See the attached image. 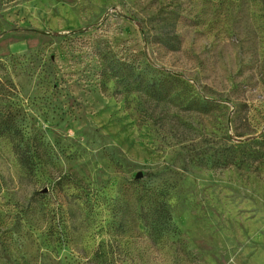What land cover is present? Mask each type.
I'll return each instance as SVG.
<instances>
[{
	"label": "rangeland",
	"instance_id": "obj_1",
	"mask_svg": "<svg viewBox=\"0 0 264 264\" xmlns=\"http://www.w3.org/2000/svg\"><path fill=\"white\" fill-rule=\"evenodd\" d=\"M262 133L264 0L0 2V264H264Z\"/></svg>",
	"mask_w": 264,
	"mask_h": 264
},
{
	"label": "trees",
	"instance_id": "obj_2",
	"mask_svg": "<svg viewBox=\"0 0 264 264\" xmlns=\"http://www.w3.org/2000/svg\"><path fill=\"white\" fill-rule=\"evenodd\" d=\"M1 1L2 0H0V2ZM212 105L213 103H211L210 101L203 100L200 106L208 111L209 108L212 107ZM252 143H255V145H251ZM232 148L233 146H231L228 151L226 152L223 151L221 153V160H224L223 162L225 164H232L233 162H235L234 156L237 157L238 162L240 157H245L247 159L251 157L254 161H261L264 163V133L260 134L259 137H254L248 140L246 139L245 142L238 141L235 145V148H238V151H240L238 153L237 150H233ZM236 154H238L239 156H237ZM20 161L24 165L28 163V160H26L22 156L20 157ZM159 208L162 211L159 210L156 221H158L159 226H161L159 229L162 230L164 228L163 227L164 222H168L169 224H171L172 222H171V217L167 210V206L165 205L164 201H160ZM173 228H175V225L172 223V229Z\"/></svg>",
	"mask_w": 264,
	"mask_h": 264
}]
</instances>
